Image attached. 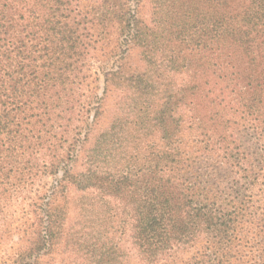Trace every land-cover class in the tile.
Instances as JSON below:
<instances>
[{
	"label": "trees",
	"instance_id": "trees-1",
	"mask_svg": "<svg viewBox=\"0 0 264 264\" xmlns=\"http://www.w3.org/2000/svg\"><path fill=\"white\" fill-rule=\"evenodd\" d=\"M142 2L0 0V264H264V0H151L149 24ZM96 28L160 42L190 73L154 119L166 149L137 171L65 164L78 115L102 111L83 96ZM182 106L196 123L185 149ZM72 190L86 213L122 206L131 254L72 220Z\"/></svg>",
	"mask_w": 264,
	"mask_h": 264
},
{
	"label": "rangeland",
	"instance_id": "rangeland-1",
	"mask_svg": "<svg viewBox=\"0 0 264 264\" xmlns=\"http://www.w3.org/2000/svg\"><path fill=\"white\" fill-rule=\"evenodd\" d=\"M131 5L135 9V4ZM136 10L139 18L147 24L156 19L151 0H143ZM95 31L106 37L88 62L92 73L83 96L86 101L100 105L102 111L100 116L94 113L78 115L74 125L77 129L70 135L72 158L65 164L77 173L87 167L117 174L137 171L145 163V155L166 149L154 119L166 101L174 100L180 88L191 81L190 73L182 69L184 64L181 60L174 61L178 55L172 56L160 42L144 51L130 42V36L117 29L101 32L96 28ZM216 70L221 77L224 73L231 77V66L223 59L219 60ZM199 71V76L205 72ZM107 73L111 74L109 79ZM137 75L145 76L140 81H133L131 77ZM175 115L181 117L182 126L174 142L185 149L186 144L195 139L196 123L185 106L180 107ZM150 158L153 159L152 155L148 160ZM44 181L50 186L53 178H45ZM73 192L74 200L70 201L72 220H88L101 233L98 234L100 241L118 242L120 253H130L128 222L122 206L114 199H106L103 207L96 205L93 211L86 213L85 209L75 206L82 194ZM87 196L82 198H92ZM185 256L182 253L178 256V264H182L180 260H186ZM130 264L136 262L132 259Z\"/></svg>",
	"mask_w": 264,
	"mask_h": 264
}]
</instances>
